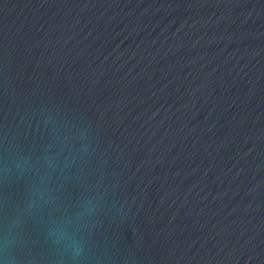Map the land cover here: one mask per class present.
I'll return each instance as SVG.
<instances>
[{"label":"water","instance_id":"95a60500","mask_svg":"<svg viewBox=\"0 0 264 264\" xmlns=\"http://www.w3.org/2000/svg\"><path fill=\"white\" fill-rule=\"evenodd\" d=\"M0 264H264V0H0Z\"/></svg>","mask_w":264,"mask_h":264}]
</instances>
